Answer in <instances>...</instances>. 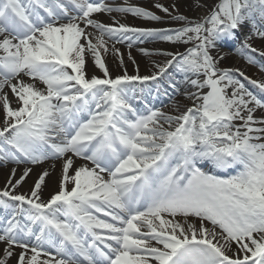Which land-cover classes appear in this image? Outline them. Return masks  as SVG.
<instances>
[{
    "label": "snow or ice",
    "instance_id": "1",
    "mask_svg": "<svg viewBox=\"0 0 264 264\" xmlns=\"http://www.w3.org/2000/svg\"><path fill=\"white\" fill-rule=\"evenodd\" d=\"M154 7L183 26L92 18L119 12L164 22L135 5L0 0V165L60 163L58 191L47 199L48 170L17 193L32 168L14 183L11 169L0 190V264H264V115L255 116L264 100L219 67L218 52L238 40L248 64L264 58L252 43L264 44V0H219L199 21ZM105 37L129 48L155 39L194 46L159 53L172 59L152 75L113 77ZM89 56L102 78L87 75ZM173 66L182 79L169 78V101L179 114L138 106L152 95L148 82L158 94ZM251 83L264 92V82Z\"/></svg>",
    "mask_w": 264,
    "mask_h": 264
},
{
    "label": "bare ground",
    "instance_id": "2",
    "mask_svg": "<svg viewBox=\"0 0 264 264\" xmlns=\"http://www.w3.org/2000/svg\"><path fill=\"white\" fill-rule=\"evenodd\" d=\"M171 1H178L179 3H183L184 1H188V0H155V1H145L143 4H141V7H144L150 11H153L155 14H158V12L160 10L156 9L154 7L155 3H161V4H168L167 2H171ZM194 1V0H193ZM103 3L112 6V7H116V6H121V5H131V4H127L121 1L118 2H111L110 0H105ZM207 4L206 0H195L192 3H187L186 5V10H187V14H188V18L191 19H195L192 18L193 17V12L196 10V13H198V9H202V7L205 8ZM199 5V6H197ZM135 6H140L138 4H135ZM199 14V13H198ZM205 14H207L206 8L203 11V15L205 16ZM181 15V14H179ZM92 18L96 19L97 21L103 22L104 24H108V25H112L113 21H119L120 23H125L129 26L132 27H144V28H164L166 25H164V22H151L149 20H144L142 18H136L131 16L130 14H125V13H119V12H111V13H106V12H100V13H94L92 14ZM174 24V23H173ZM173 25L169 24L167 25V28L172 27ZM88 31H92L94 32L95 30L93 29H88ZM96 35H98V33H95ZM242 39V36H241ZM105 40L107 41V46L109 48L108 53L103 55V58L105 60L106 66L109 69L110 74L115 77L117 75H123L125 73V71L127 72L128 75H142L143 73H151V70L149 69V63H148V59L147 57L145 59H147V61L143 60V58L139 55L140 53H142L141 51H139V49L144 48V49H152L154 47L153 44H143V43H138L137 45L129 48V47H124L123 45L118 44L116 41H111L108 40L107 37H105ZM237 41V47L236 49L239 47V41ZM123 43H129L128 41H124ZM161 43H156L155 45L160 46ZM228 45V43H224L220 46V48L218 49L219 54L224 55L225 51L223 49H225L223 46ZM258 48L259 49H264V44H262L259 40L257 42ZM113 46L115 48H118L120 50V53L122 55L123 58V66H121L120 64V57L115 55L114 52L112 51ZM178 45H172V47H177ZM159 50H161V46L158 47ZM163 49H169V48H163ZM236 51V50H233ZM217 52L214 51L213 55H216ZM129 55H131L132 59H129ZM237 54H230L229 56V61L236 63L234 66L232 64H230V62H225V61H220L219 62V67L221 68H228L231 70H236V69H240L243 73H244V77H247V80L250 81H257L260 80V82H264V73H259L260 71L250 65V64H246L244 63L245 60L242 59L241 57H239L237 59ZM133 60L135 61V63H133ZM240 63H244V64H240ZM86 70H87V75L89 77H91L92 75H96L97 77L102 78L103 77V73L98 69L95 68L93 63H92V59L89 56L88 57V63L86 65ZM153 71V70H152ZM236 72V71H235ZM152 74V73H151ZM150 74V75H151ZM23 79L27 80V77H23ZM14 82V81H13ZM41 87H43L41 85ZM5 91L8 92L9 94V98L10 101H14L15 97H13L10 89L5 88ZM13 107H15V103H13L12 105ZM190 106V105H188ZM165 112H169V113H175L177 114V112L172 111L171 106L166 107L161 109ZM257 113H261V109H257ZM3 126V112L2 110H0V127ZM55 163V169L52 168V164ZM77 165H79L80 163H82V161H80L79 159L76 160ZM25 167H30L32 168V172L30 173L29 177L26 178V180L22 183L21 186H19L17 189H15V191L17 193H28L30 188L34 185V181L37 179L38 174L43 172L44 170H48L50 172V176L46 178V184L43 186L42 189V198L43 199H47L51 194H53L54 192L58 191V186H59V179H60V163L59 161L53 162V161H47L43 164H39V165H31V164H20V165H16V164H6L4 166L0 167V190H3L6 186V184L8 183L9 177L11 176V169L12 168H16V176L13 178V183L15 182V179H18L19 176L23 173V170ZM3 245H0V248H2ZM233 247H235V245H233ZM10 264H14V261L10 262Z\"/></svg>",
    "mask_w": 264,
    "mask_h": 264
},
{
    "label": "rangeland",
    "instance_id": "3",
    "mask_svg": "<svg viewBox=\"0 0 264 264\" xmlns=\"http://www.w3.org/2000/svg\"><path fill=\"white\" fill-rule=\"evenodd\" d=\"M132 1L139 2L140 4H143L145 0H132ZM147 1L148 2H151V1H155V0H147ZM194 1L193 0H188V1H184L183 3H179L178 1H171V2H167L168 4H164V6L165 7H169V10L173 13V15L181 14V15H184V16L187 17L188 14H187V10H186V5H187V3L190 4V3L194 2ZM206 1H207V4H206L205 8H206L207 14H205V16H202L203 15V11L205 10V8L202 7L203 10L202 9H198V13L199 14L196 13V10L193 12V17L192 18H195V20H198L199 21L202 18L208 16L210 14V10L213 7H215V5L219 2V0H206ZM173 4L176 5V8L175 9H173V8L170 7V5H173ZM157 15H160L162 17H167V15L165 13L161 12V11H159ZM151 22H154V21H151ZM175 22H177L178 27H181L184 24V22H182V21H175ZM178 27H176V28H178ZM111 41H114V40H111ZM155 41H157L156 43H161L160 46L162 48L161 49L162 51L165 50L166 52H170V53H173V54H176V53H185V52H183V50H184V48L186 46L189 47V48L194 46L192 43H189V44H184V43H171V42H166V41H162V40H159V39L148 40L147 42L148 43H150V42L155 43ZM257 42H258V40H254L252 42L253 43V46H255V47L258 46L257 45ZM227 43H228V45L223 46L225 48V49H223L225 51V53L223 55L224 56V59L222 61L227 62V60H228V62H230V64L236 66L235 65L236 63H233V62L229 61L230 54H234V55L237 54V56H236L237 59L239 57H241L242 59H244V58L242 56H240L236 51H233V50H236V47H237V42L236 41H229ZM118 44H120V43H118ZM174 44L175 45L176 44H179V45L177 47H174L173 48L172 45H174ZM125 46H128V45H125ZM160 46L154 45V47L152 49H148V52L150 53L148 55H145L144 53H140L139 54L143 58V60L147 61V59H148L149 69L150 70L151 69H154L153 71H159V67L158 66H163L166 63V60L172 59V56L162 55V54H159V52H157V50H159L158 47H160ZM164 47L165 48H171V50L163 49ZM146 57H147V59H145ZM255 58H257V57H255ZM259 58L260 59H258V60H260V62L263 63V58H261V57H259ZM244 63H247V61L245 60ZM244 63H240V64H244ZM257 67L260 68L262 72H264V70H262L261 65L259 63H258V66ZM259 73H261V72H259ZM148 74H150V73H144L142 75H148ZM234 77H235V75H234ZM191 91H193V89H191ZM259 116H261V115L259 114Z\"/></svg>",
    "mask_w": 264,
    "mask_h": 264
}]
</instances>
